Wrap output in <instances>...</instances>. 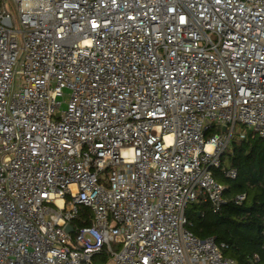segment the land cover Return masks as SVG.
I'll use <instances>...</instances> for the list:
<instances>
[{"label":"built area","instance_id":"built-area-1","mask_svg":"<svg viewBox=\"0 0 264 264\" xmlns=\"http://www.w3.org/2000/svg\"><path fill=\"white\" fill-rule=\"evenodd\" d=\"M239 124L264 0H0V264H238L186 210L225 203Z\"/></svg>","mask_w":264,"mask_h":264},{"label":"trees","instance_id":"trees-1","mask_svg":"<svg viewBox=\"0 0 264 264\" xmlns=\"http://www.w3.org/2000/svg\"><path fill=\"white\" fill-rule=\"evenodd\" d=\"M223 162L238 172L231 179L219 169L212 170L226 187L225 203L214 211L201 197L186 210L187 228L201 239L212 237L224 244L223 254L238 264H264V139L250 133L246 139L233 140ZM239 194L246 196L238 203ZM89 214L82 206L75 224H88Z\"/></svg>","mask_w":264,"mask_h":264},{"label":"rangeland","instance_id":"rangeland-1","mask_svg":"<svg viewBox=\"0 0 264 264\" xmlns=\"http://www.w3.org/2000/svg\"><path fill=\"white\" fill-rule=\"evenodd\" d=\"M8 7H9V5H8ZM13 12V11H12ZM65 106V105H64ZM241 133H247V136L250 134V131L248 130V129H246L245 127H243L242 125H238L237 127H236V130H235V135H234V138H233V140H238L239 139V135L241 134Z\"/></svg>","mask_w":264,"mask_h":264},{"label":"water","instance_id":"water-1","mask_svg":"<svg viewBox=\"0 0 264 264\" xmlns=\"http://www.w3.org/2000/svg\"><path fill=\"white\" fill-rule=\"evenodd\" d=\"M66 229L68 232H73V226L71 224H68Z\"/></svg>","mask_w":264,"mask_h":264}]
</instances>
